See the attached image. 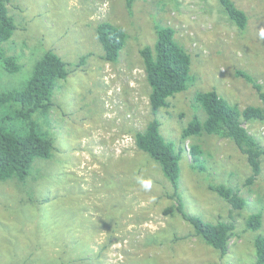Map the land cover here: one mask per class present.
Instances as JSON below:
<instances>
[{"label": "rangeland", "instance_id": "obj_1", "mask_svg": "<svg viewBox=\"0 0 264 264\" xmlns=\"http://www.w3.org/2000/svg\"><path fill=\"white\" fill-rule=\"evenodd\" d=\"M233 1L248 15L243 31L218 0H133L131 7L126 0H8L16 29L0 42V54L15 57L20 70L7 72L0 59V93L23 87L48 50L67 63L69 75L57 82L49 115L33 117L53 141L51 157L35 159L23 182L0 181V264H256L254 242L264 235V162L248 185L251 168L231 140L181 138L194 116L206 118L195 99L199 92L215 90L241 108L262 105L238 72L264 84V0ZM102 22L128 34L116 63L103 58ZM166 25L192 64L189 89L170 98L156 117L161 134L182 153L185 211L235 225L224 257L180 214L168 212L177 205L172 184L135 143V133L153 118L139 51L153 46L155 28ZM23 126L7 121L17 131ZM243 126L264 147V121ZM193 145L203 151L198 163ZM217 184L237 190L245 208L233 210L209 190ZM253 213L262 214L259 230L247 227Z\"/></svg>", "mask_w": 264, "mask_h": 264}, {"label": "trees", "instance_id": "obj_2", "mask_svg": "<svg viewBox=\"0 0 264 264\" xmlns=\"http://www.w3.org/2000/svg\"><path fill=\"white\" fill-rule=\"evenodd\" d=\"M224 12L241 30L248 24V15L233 0H218ZM8 0H0V42L9 41L16 29L14 19L8 13ZM128 7L133 0H126ZM157 41L153 46L144 45L139 53L143 62L146 79L151 87L149 95L153 118L143 131L135 133V143L139 150L148 154L160 166L164 175L172 184L177 205L169 210L176 212L193 228L196 237L218 250L222 257L228 252L230 239L234 235L232 222H206L197 215H191L184 209L179 194L182 153L176 143L168 141L161 134V123L157 114L170 106V98L189 89L192 55L175 39L176 31L170 25L155 28ZM98 38L104 48L106 62L116 63L124 48L128 34L121 26L102 22L97 28ZM4 67L9 73L20 70L15 57L0 54ZM84 60V57H81ZM69 75L67 63L54 51L48 50L36 62L33 73L21 88H12L0 93V181L17 178L23 182L35 159H49L53 150V141L38 130L34 115L47 117L53 109L54 93L59 80ZM249 82L261 100L260 106L248 105L241 108L230 104L215 90L197 93L195 99L206 113V118L194 116L183 128L181 138L186 141L194 136L214 135L231 140L246 156L251 168L247 178L250 185L262 172L264 147L243 126L246 121H264V84H259L253 77L238 72ZM17 119L24 123L17 131L7 127V121ZM203 154L198 145L191 147L194 163H198ZM233 210L241 211L246 200L234 188L225 184L209 186ZM263 225L261 213L250 214L247 227L259 230ZM157 238V237H153ZM256 264H264V235H259L254 242Z\"/></svg>", "mask_w": 264, "mask_h": 264}, {"label": "clouds", "instance_id": "obj_3", "mask_svg": "<svg viewBox=\"0 0 264 264\" xmlns=\"http://www.w3.org/2000/svg\"><path fill=\"white\" fill-rule=\"evenodd\" d=\"M139 183L141 184V186L145 189H148L151 187V183L150 181H145V180H140Z\"/></svg>", "mask_w": 264, "mask_h": 264}]
</instances>
